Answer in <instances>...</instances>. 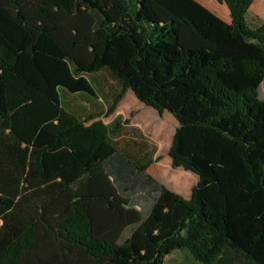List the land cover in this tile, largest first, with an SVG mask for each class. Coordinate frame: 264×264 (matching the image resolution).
<instances>
[{"label":"trees","instance_id":"obj_1","mask_svg":"<svg viewBox=\"0 0 264 264\" xmlns=\"http://www.w3.org/2000/svg\"><path fill=\"white\" fill-rule=\"evenodd\" d=\"M0 0V264H264V21L251 0ZM105 69L176 124L185 198L65 110ZM131 113V112H130ZM175 181H184L175 175Z\"/></svg>","mask_w":264,"mask_h":264},{"label":"crops","instance_id":"obj_2","mask_svg":"<svg viewBox=\"0 0 264 264\" xmlns=\"http://www.w3.org/2000/svg\"><path fill=\"white\" fill-rule=\"evenodd\" d=\"M217 6L223 20L229 21L226 5L218 2ZM248 15L258 16L264 21V0H251ZM91 87V92L68 90L62 85L56 87L58 100L62 108L85 119L88 124L100 119L110 124L115 118H126L122 121L119 131L111 136L118 151L131 159H148L145 171L167 188L187 198L198 175L180 165L172 166L169 155H163L171 140L176 120L167 110L157 111L145 104L126 88L122 96L115 102L113 109L106 112L107 105L118 87L117 81L105 69H98L82 75ZM259 93L264 98V77L259 86ZM131 112V113H130ZM167 153V152H166ZM182 176L184 181H175L174 177Z\"/></svg>","mask_w":264,"mask_h":264},{"label":"rangeland","instance_id":"obj_3","mask_svg":"<svg viewBox=\"0 0 264 264\" xmlns=\"http://www.w3.org/2000/svg\"><path fill=\"white\" fill-rule=\"evenodd\" d=\"M197 1L202 3L204 6H206L208 9H210L217 15L222 14V11L217 6V3L215 2V0H197ZM167 149L168 147L164 151L161 152V157L163 155L165 156L167 155L166 153ZM163 264H200V263L193 261L191 257L189 256V254L185 252L184 250L175 249L164 256Z\"/></svg>","mask_w":264,"mask_h":264}]
</instances>
